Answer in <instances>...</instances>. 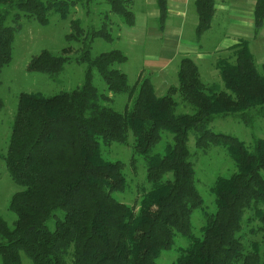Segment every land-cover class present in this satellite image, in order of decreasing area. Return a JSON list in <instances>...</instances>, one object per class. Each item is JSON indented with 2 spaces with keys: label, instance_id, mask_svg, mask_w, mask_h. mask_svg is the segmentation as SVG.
Segmentation results:
<instances>
[{
  "label": "trees",
  "instance_id": "trees-1",
  "mask_svg": "<svg viewBox=\"0 0 264 264\" xmlns=\"http://www.w3.org/2000/svg\"><path fill=\"white\" fill-rule=\"evenodd\" d=\"M98 28L84 29L79 19L70 20L67 40L81 43L74 59L85 64L82 83L52 95L21 92L11 125L4 159L11 179L20 186L8 209L15 214L10 227L0 216L1 264H22L21 253L31 264H156L175 235L186 240L170 264H264V139L251 146L234 135L213 132L216 117L233 115L251 127L264 117V58L259 69L242 39L229 49L232 57L215 62L224 89L205 83L189 56L179 60L177 84L157 96L149 77L129 85L118 68L127 60L119 49L92 56L96 37L112 41L109 13L132 26V0H106ZM79 0H0V73L11 60L15 33L23 17L40 24L49 15L68 17ZM157 25L163 29L167 0H155ZM198 39L211 26L215 0H194ZM264 25V0L253 6V36ZM68 47L60 54L43 49L30 58L27 69L57 76L71 61ZM96 71L104 81L101 93L92 83ZM126 93L130 103L123 111L109 105L108 93ZM181 101L191 112H177ZM3 103L0 98V109ZM163 132L171 136L162 145ZM195 148L205 153L222 147L235 170L217 175L211 186L215 212L204 213L200 235L192 231L191 213L203 204L197 188L190 133ZM133 136L132 153L143 158L145 181L136 205L120 201L115 192L127 189L124 164L104 157L101 145L127 143ZM258 221L261 242L245 244L244 224ZM249 232V233H250Z\"/></svg>",
  "mask_w": 264,
  "mask_h": 264
},
{
  "label": "rangeland",
  "instance_id": "rangeland-1",
  "mask_svg": "<svg viewBox=\"0 0 264 264\" xmlns=\"http://www.w3.org/2000/svg\"><path fill=\"white\" fill-rule=\"evenodd\" d=\"M217 2L220 0H216ZM228 2L229 0H225ZM253 1V0H250ZM130 9L135 16L134 26H127L122 23L120 16L109 13L111 19V33L115 37L112 41L96 37L90 42V52L92 56L100 52L111 49H119L126 56L127 61L119 64L118 68L127 74L128 83L132 85L137 82L139 68L144 55L147 53H157L159 40L150 36V28L157 25L154 14L156 12L155 0H132ZM109 12V4L106 0H79L71 8L68 17L62 19L57 14L49 15L48 24H40L33 18L23 17L21 27L15 33L12 45L11 60L4 65L0 73V98L2 107L0 109V152L5 154L11 131L14 114L16 111L18 96L21 92H39L44 95H52L62 90H69L80 85L84 79L85 64L77 62L74 57L81 47L77 40H67L65 35L70 32V20L79 19L84 29L94 27L98 28L104 20L103 16ZM196 15L193 4L187 11L185 26L183 29V38L193 37V24L191 18ZM228 19L216 14L213 23V33L219 34L227 28ZM238 35L250 41V48L254 55L257 67L261 68L264 58V30L260 35L252 37L251 27H240L235 31ZM68 47L67 55L71 61L64 65L63 70L55 77H50L46 73L31 71L27 69V63L30 58L46 49L55 54H60L62 48ZM232 52V51H231ZM225 57H227L225 55ZM232 57V55L230 56ZM207 66V68H206ZM201 79L203 82H216L224 89L217 71L214 67L199 62ZM212 70L216 73L207 72ZM210 73V74H209ZM215 75V76H214ZM92 83L101 93L106 92L105 84L101 76L92 72ZM111 95L112 101L109 103L115 110L123 111L129 105L130 99L126 93H117ZM179 102L177 112H191L189 104ZM213 132L231 134L244 141L247 146H251L252 140L256 137L264 139V117H255L251 127L244 125L237 117L229 115L226 117H216L209 125ZM162 138L156 147L157 151L162 150V145L166 139L171 138L166 132L161 133ZM133 136L129 133L127 143L113 142L109 146L101 145L104 157L111 160H119L124 164V173L128 181V187L122 192H115L114 197L120 201L131 205H136L140 190L147 187L145 181V166L142 157L132 153ZM194 134L191 132L188 138L189 150L194 153L195 148ZM195 167V179L197 188L202 196L203 204L191 213L192 231L200 235V226L204 223V213H214L215 204L213 195L210 192V186L217 175L227 176L235 170L232 159L226 151L220 146H212L205 153L197 151L192 156ZM20 189L9 176L4 159L0 157V216L12 227L15 220V214L8 209V202L13 192ZM258 221L255 219L248 225L244 224L245 244L249 241L261 242V233L250 232V229H256ZM250 232V233H249ZM186 240L180 235H175L173 244L169 249L163 250L156 259V264H170L177 256L179 246L186 245ZM22 264H31V261L21 253ZM1 264V258H0Z\"/></svg>",
  "mask_w": 264,
  "mask_h": 264
},
{
  "label": "crops",
  "instance_id": "crops-1",
  "mask_svg": "<svg viewBox=\"0 0 264 264\" xmlns=\"http://www.w3.org/2000/svg\"><path fill=\"white\" fill-rule=\"evenodd\" d=\"M254 2L255 0H229L228 2L225 0L217 2L215 0V11L210 28L198 39L195 34H193V37L184 39L183 29L185 26L187 11L192 4L194 6V0H167L168 16L163 29H160L158 25L150 28L151 34L149 35L153 36L156 40H159L158 51H156L157 53H148L147 51L144 55L141 67L139 68L137 82L142 77H149L153 84L155 94L157 96L163 95L171 85L177 84L178 64L180 58L183 56H189L194 60L197 64L199 74V62L206 64L209 67H214V71L218 72L215 67L216 60L220 57H225V55L230 57L232 52L229 48L232 45L242 39L248 40L247 37L244 38L243 35H238L235 32L236 29L244 26L251 27L252 37L255 38V36H253ZM217 11L222 18L226 16L228 19L227 28L223 32L221 31L218 35L213 33V23ZM154 17L156 20L157 10ZM191 23L193 24V32L195 33L197 16L194 17V13L193 18H191ZM134 24L132 26H134ZM263 30L264 25L257 35H260ZM207 72L216 73L211 69H207Z\"/></svg>",
  "mask_w": 264,
  "mask_h": 264
}]
</instances>
